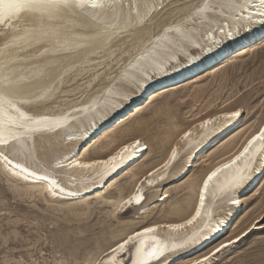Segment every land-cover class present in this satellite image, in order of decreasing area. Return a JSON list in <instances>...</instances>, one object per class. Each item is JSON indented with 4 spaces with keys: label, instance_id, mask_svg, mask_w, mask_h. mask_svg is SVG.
Segmentation results:
<instances>
[{
    "label": "bare ground",
    "instance_id": "bare-ground-1",
    "mask_svg": "<svg viewBox=\"0 0 264 264\" xmlns=\"http://www.w3.org/2000/svg\"><path fill=\"white\" fill-rule=\"evenodd\" d=\"M179 1L122 0V6L113 10L73 8L61 11L50 19L21 16L19 20L0 23V35L5 36L0 43V90L15 105L8 110L13 121L4 118L0 124V140L6 141L0 143V172L6 177L5 180L12 183L9 188L14 196L30 199L40 196L57 204L59 209L69 208L66 210L70 212L91 210L96 204L99 205L97 208L109 209L107 217L120 221L122 217L118 213L129 204L133 206L137 197H144L148 185L150 190L160 189L170 180L187 178L184 198H177L162 207L154 202L149 203L147 197L146 203L138 207L143 210L142 217L160 210L164 212L162 218L148 220L141 227L124 231L122 237L113 243H110L112 240L110 244L102 242L108 230L113 229L106 220L100 221L99 224L103 225L98 224V229L91 224L80 228L82 235L76 241L78 247L82 249L93 245L92 249L86 251L83 264H125L126 254L117 245L133 233L157 224L161 227L141 238L146 241L142 249L144 253L149 251L150 245L159 236L170 240L164 244L167 248L192 245L199 241L202 243L207 238L196 249L199 250L221 234L237 208L242 206V211L237 214L239 218L243 214V205L250 194L241 195L243 189L260 175L254 193L264 183V141L256 140L249 145L253 136H258L264 128V114L257 119L256 126L241 145L238 142L242 141L254 123L245 128L243 108L236 106L227 105L220 111L201 116L179 134L175 133L178 129L164 130L166 135L160 141L171 146H168L169 150L166 148L168 153L164 160L149 169L144 166V160L151 150L148 142L138 136L121 141L116 134L119 132L117 128L133 112H139L145 103L158 94L198 82L205 73L214 72L216 67L232 57L247 53L264 40V8L260 7L259 0H208L212 7L204 13L198 9L203 7L205 0H198L197 4V0H187L192 2L189 9L173 15L160 24L159 29L145 33L164 11L179 8L180 5H176ZM175 28H180L186 39L177 42V34L166 31ZM102 60H124L117 74L105 78L109 80L105 87L83 101L79 99L71 103L66 98L65 102L69 103L63 105L61 101H56L59 93L72 95L77 89L79 91L80 86L68 89L67 84L93 70V74H90L93 79L87 83V87H90L100 76L98 68ZM9 81L11 86L5 87ZM244 99L241 97V101L244 102ZM16 109L20 110L19 113ZM232 112H239L240 115L232 118L228 115ZM21 113L32 119L22 118ZM204 121L210 123L201 127ZM112 122L114 124L109 126ZM135 123L130 125V129L140 130L142 126ZM113 126L117 127L112 129ZM186 132L189 133L187 136ZM176 134L179 135L178 139L172 141ZM137 140L140 141L139 145L135 143ZM245 148H248V152L234 165L217 173L205 189L203 181L208 175L239 156ZM173 149L177 155L170 160ZM218 150L221 152L217 154ZM208 153L214 155L209 158H213L212 163L191 178L192 168L198 165L200 156L205 158ZM183 155L192 165L190 169L187 165L179 167ZM112 156L116 159L111 160ZM41 158L48 159V163L45 164ZM241 170L246 179L233 184V177ZM123 187L128 189V193L123 194ZM163 190L160 196H164L163 202H167L173 196L172 190L164 187ZM115 191H118L117 195ZM201 195L204 197L203 204ZM153 198L154 195L150 200ZM259 206H254L256 209L253 210L260 209ZM197 210L199 216H196ZM220 210L226 212L219 214ZM193 216L196 219L191 224H185ZM256 219L262 226L260 216ZM126 220L121 222L128 226L129 221L126 223ZM19 223L14 222V228L21 227ZM236 223L237 220L223 236L229 231L235 232L239 226ZM253 223L236 235L221 239L222 236L216 244L205 246L202 253L189 255L180 264H193L197 260H201L202 264H213L220 253L245 236ZM172 224H184L185 227L179 230L166 227ZM240 235L242 237L237 239ZM68 240H57V245L65 246ZM4 242H8V239L4 238ZM131 243L126 245V253ZM221 244L226 247L216 252ZM195 246L192 245L190 249ZM210 253L214 255L209 256ZM76 254L74 252L71 256L77 260ZM205 256H209L207 261H203Z\"/></svg>",
    "mask_w": 264,
    "mask_h": 264
},
{
    "label": "rangeland",
    "instance_id": "rangeland-1",
    "mask_svg": "<svg viewBox=\"0 0 264 264\" xmlns=\"http://www.w3.org/2000/svg\"><path fill=\"white\" fill-rule=\"evenodd\" d=\"M197 3L198 0L196 1V4ZM176 5H180L179 8L174 7L171 10L164 11L161 15H159V17H157L155 23L150 26V29L146 30L145 33H148L151 30L154 31L159 29L160 24L162 25L173 15H179L181 13L180 11L189 9V6L192 5V2H187V0H180ZM4 38V35H0V43L4 41ZM256 41L257 40H255V43ZM262 42L258 44L259 46L255 45L257 47L254 46L247 53L232 57L230 60L225 62V64H221L220 66L216 67L214 72L205 73L203 77L198 80V82L189 83L185 87L179 88L177 90L158 94L155 98L152 99V101L145 103L139 112H133L130 118L123 125L117 128L116 131L120 132V134L119 132H116V134L119 136V139L121 141H124L127 140V138L130 139L132 137L138 136L147 141L149 146L151 147V150L144 160V166H147L149 169L156 163L164 160L165 156L168 153V151H166V148L168 146H171L170 144L167 145V142H164L163 144V142L160 141L161 138L165 137V131H168L170 129H173V131H177L178 129V131L175 132L178 133L182 129L184 130L186 127L190 126L199 117L220 111L228 105L229 107L236 106L243 108V116H245L243 123L245 124V128L248 129L249 124L254 123L252 128H250L249 131H247L248 133L242 138V141H240L241 139L238 140L240 141L238 142V144L241 145V143L244 141L243 139H245L246 136L250 133V130L252 131L256 126L257 119H259L264 114V40ZM117 61L102 60V65L98 68L100 76L96 79V81H93L90 87H87V83L89 82V80L93 79L91 78L92 76H90V74H93L91 73L93 70L80 75L77 80L67 84L68 89L76 87L78 88L80 86L79 91L77 89V91L74 92L76 94L73 93L72 95H67L59 93L55 97L56 101H61V104L63 105L64 103L68 102H65L66 98H69V102L71 103L76 102L79 99V101L86 100L94 92L99 91L108 84L109 80L105 79L107 76H114L120 71V67H122V63L124 60ZM241 97H245L244 102L243 100L241 101ZM132 108L133 107H131V109ZM114 122L109 124V126L114 124ZM134 123L135 125H141L142 128L140 130L137 128L130 129V125H134ZM116 127L117 126H113L112 129ZM126 128H128V130H126ZM178 134L174 135L172 141L178 139ZM211 143L212 142H210L206 146L210 145ZM169 148L170 147H168V150ZM218 152L220 153L221 151L218 150L217 154ZM208 154L205 156V158H202L200 156L198 165L192 168L191 178H195L199 173H201L212 163L213 158H209L214 155H210L211 153ZM41 160L45 164L48 163V159L46 158H41ZM186 160L187 156L183 155V159L179 162V167L187 165L188 169H190L192 165H190ZM206 160L208 163L206 162ZM148 161L149 163H147ZM136 171H138V169ZM261 176L262 175H260L259 178ZM3 177L4 176L0 172V264H83L85 262V260H83L86 256L85 254L93 247V245L85 246V248L82 249L78 247V242L76 241H79V238L82 235L79 229L83 228L84 225H96L95 228L98 229L97 226L103 225V223L99 224L102 221L106 220L110 222V224H112L110 228L113 229L108 230L106 235H104L105 238H102L103 241L101 240L102 242H106L104 244H110L118 240L119 237L121 238L124 231H130L131 229L141 227L148 220L157 218L160 219L164 214V212L156 210L148 217H142L144 216L143 210H139L138 207H134L125 211L127 209L126 207L125 210L118 213V215L122 217V220L119 221L115 218L114 220L112 217H107L109 214V209H103L100 207L97 208L99 205L97 206L96 204H93L91 210H78V213L74 211L70 212L66 210L69 208L64 207L59 209L57 207V204L51 201H46L44 200L45 198H42L40 196L32 199L28 197L26 198L25 196L22 197L23 199L21 197L14 196L9 188L12 183L5 180L6 177ZM259 178H257L252 184L249 185V187L243 189V191L241 192V195H247L249 193L250 194L249 198L243 205V214H241L240 218L237 214L242 211V206L237 208L236 213L231 215V217L227 220V228L224 233H226V231H228L237 220L236 224L239 226L237 227L236 231L233 233H230L229 231V234H225V236L222 235L223 237L221 239L226 238V236L228 237L230 235H236L241 230L248 227L252 222L258 223L256 218L259 216L262 226L260 228H254V230L252 229L251 232H247L248 234L245 236L243 235V237L240 235L239 237H242V239H240V241H237L235 245L231 246L232 248L229 247L225 252L220 253L213 264H262V262H264V219H262L264 218V183L259 187L260 190H258L257 193H254L255 187L259 184ZM186 180L187 178L183 180L179 179L177 181L170 180L163 186L165 189L167 188L172 190L173 196L167 202H163L164 196H160L164 191L163 187H161L160 189L150 190V186L148 185L147 190L145 191V197H148L149 203L154 202L161 206H168L170 202H173L177 198L182 199L185 197L187 189H184L186 187V185H184V182ZM123 183L124 180L121 182V184ZM115 192L117 195L118 191ZM122 192L123 194H126L128 193V189L124 188ZM152 195H154V198L150 200V197ZM158 199H160V201H158ZM254 206H259L261 210L257 209L256 211H254L256 209ZM225 212V210H220L218 213L221 214ZM42 213L45 215H43ZM66 217L68 218V220ZM125 220L126 223L129 221L128 226L124 225V223L121 222ZM14 222H20L19 225L21 227L14 228ZM84 234H88V232ZM112 234L113 238H111ZM4 238H7L8 242L5 243ZM61 239H69L68 243H66L67 246L57 245V240ZM217 241L210 243L208 246L214 243L216 244ZM76 247L77 249H75ZM203 249H206V247H204ZM83 250L85 253L82 252ZM71 252L78 253L76 254L77 260L75 259V256H71ZM200 253L202 252L198 251L193 254L199 255ZM187 257H189V255L179 256L178 262L175 264H180L181 261L186 259ZM124 259L126 260V256L124 257Z\"/></svg>",
    "mask_w": 264,
    "mask_h": 264
},
{
    "label": "snow or ice",
    "instance_id": "snow-or-ice-1",
    "mask_svg": "<svg viewBox=\"0 0 264 264\" xmlns=\"http://www.w3.org/2000/svg\"><path fill=\"white\" fill-rule=\"evenodd\" d=\"M259 4L261 8H264V0H259ZM122 6V0H0V23H5L6 21H11L13 19L19 20L21 16H31V17H39L41 19L44 18H52L56 14H58L61 11L64 10H70L73 8H85L90 7L91 9H98V10H113L117 7ZM163 5H161L162 7ZM211 5L208 3V0H205V3L203 7L199 8L198 11L200 13L208 12L211 10ZM166 31L175 32L177 34V42H181L182 40L186 39V36L184 33L181 32L180 28L175 29H167ZM6 47L8 45H5ZM11 86V82L9 81L8 85L5 87ZM15 107L13 102L7 98L4 91L0 90V124L4 122V118H6L8 121H13V117L8 115V110L10 108ZM16 111L19 113V109H16ZM22 118L26 120L32 119L31 117L25 116L23 113L20 114ZM232 118H235L236 116H239V112H232L230 114ZM216 119V118H214ZM39 123V121H37ZM210 123V121H204L203 124H201V127H203L205 124ZM189 133H185V136H187ZM260 140L264 141V128H262L258 134V136H253L252 140L249 141V145H251L254 141ZM6 141L0 140V143H4ZM137 145L140 144V141L137 140L135 142ZM126 150V149H125ZM248 152V148H245L244 152L241 153L239 156H236L233 160H231L228 164L221 165V167L216 168L213 172H211L207 179L203 181L204 188L207 189L209 181L213 179L219 173L222 169H227L234 165L236 161L240 160L241 156H243L245 153ZM119 155V154H118ZM176 150L173 149L172 155L170 160H174L176 158ZM111 160H115L116 157L112 156L110 157ZM246 177L243 175L242 170L238 171V173L233 177L232 182L233 184H239L242 183ZM143 197H137L136 201L139 203V200ZM201 204H203L204 197L201 195ZM199 210H197L196 216H199ZM196 216H193L192 219L185 221V224H191L193 220L196 219ZM264 219V218H262ZM261 225L259 223H253L251 225V228L248 229V232H251L252 229L256 227H260ZM161 225L157 224L153 227H145L140 232H135L132 235L128 236L123 243H120L117 245V247L120 249L122 253L125 252L126 245H129L131 243V248L129 249V252L127 253L130 258L127 261V264H149V261H156L159 262L161 257H165L166 251H168L167 245L159 246L158 244L156 246L151 247V251H148L147 253H144L142 251L144 244L146 241L142 240L141 238L144 236H147L148 234L154 233L156 229L160 228ZM166 227L171 229H182L185 227L184 224H172L167 225ZM247 235V233H245ZM237 239H240L239 236H237ZM137 243L140 244V247H137ZM229 243H232V241H229ZM226 247V245L221 244L219 248H217L215 251L219 252L221 248ZM131 249H135V259L131 258ZM115 251V250H113ZM214 255V253H210L209 256ZM209 256L203 257V261H207L209 259ZM193 264H202L201 260L194 261ZM264 264V262H262Z\"/></svg>",
    "mask_w": 264,
    "mask_h": 264
}]
</instances>
